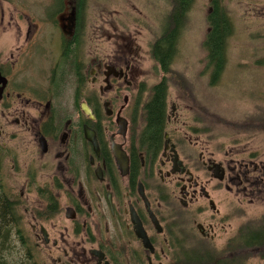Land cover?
<instances>
[{"label": "flooded vegetation", "instance_id": "1", "mask_svg": "<svg viewBox=\"0 0 264 264\" xmlns=\"http://www.w3.org/2000/svg\"><path fill=\"white\" fill-rule=\"evenodd\" d=\"M90 1L36 2L40 15L18 27L20 43L0 48V195L36 250L49 244L43 224H54L55 264H166L175 242L186 241L188 213L210 212L211 222L191 225L212 240L216 224L233 215L235 188L252 174L262 181L264 166L210 145L190 106L168 104L169 88L151 128L146 103L165 74L130 34L131 44H91ZM143 1L171 9L172 0ZM26 204L38 223L29 232L17 212L28 215ZM63 230L99 243L88 252L65 246Z\"/></svg>", "mask_w": 264, "mask_h": 264}, {"label": "rangeland", "instance_id": "2", "mask_svg": "<svg viewBox=\"0 0 264 264\" xmlns=\"http://www.w3.org/2000/svg\"><path fill=\"white\" fill-rule=\"evenodd\" d=\"M39 1L41 0H0V48L5 44L20 43L18 27L25 25L26 28L32 17L38 18L40 8L34 4ZM47 1L43 0V3ZM223 2L232 19L233 32L227 40V60L219 81L211 84V71L206 67V53L203 48L208 31L206 15L209 0H193L184 27L178 35L176 54L171 65L173 75L182 74L185 79L184 81L182 77L176 76L186 94L171 84L168 87L167 101L168 104L191 107L190 112L186 114L202 122L201 126L206 133L204 137L211 141L210 145L218 144L220 148L223 147L222 149H232L236 162L251 160L264 166V130L256 133L252 131L236 133L232 126L228 125L243 121L255 114L258 108L264 112V0ZM147 4L152 8L146 9L147 6L144 5ZM169 11L170 6L164 1L149 3L143 0H92L87 13L91 25L90 42L131 44L126 39V34H130L133 43L144 44L146 50V47H150L153 40L161 34L164 19ZM32 23L35 21H30V24ZM38 27L40 28L39 24ZM42 29L47 30L45 26ZM120 29L124 38L121 41L115 38V31ZM149 75L157 80L158 75L152 72ZM220 120L226 124L219 123ZM258 178L260 179L259 174H252L249 182L235 188L233 215L224 222L220 221L221 224H216L214 237L210 240L215 248H221L242 222L264 215V178L262 181ZM20 180L19 176L12 178L15 191H18V187L14 186ZM6 195L12 200L18 192ZM24 196L27 204L33 206L36 193L30 192ZM220 199L221 196H218L215 202ZM218 203L216 208L223 214L224 205ZM26 209L28 215H25L22 207H19L17 212L23 216L21 223L23 229L29 232L31 225L36 224L38 227V223L30 217L33 209L29 206ZM209 214L208 211L203 215L189 212L188 225H191L193 220L204 224L211 222L210 219H206ZM63 225L67 226L68 223L63 221ZM43 227L48 233L49 244L48 247L41 244L37 246V259L43 264H55L60 253L55 250L52 242L58 235L54 224H43ZM63 234L65 239L62 241L65 246L73 242L80 248L85 247L87 252L99 243L83 241L82 237L67 236L66 231ZM249 264H264V261L255 258Z\"/></svg>", "mask_w": 264, "mask_h": 264}, {"label": "trees", "instance_id": "3", "mask_svg": "<svg viewBox=\"0 0 264 264\" xmlns=\"http://www.w3.org/2000/svg\"><path fill=\"white\" fill-rule=\"evenodd\" d=\"M193 0H172L171 9L163 22L161 34L149 47L151 59L161 66L165 74L163 82L151 87L148 101L150 127L157 128L161 106L164 104L169 85H175L185 93L181 81L182 74L176 75L171 69L176 54L178 35L184 27L187 13ZM208 31L203 41L206 67L210 69L211 84L219 81L226 63L227 40L233 32V23L223 0H209L206 15ZM173 76V77H172ZM185 81V79L183 78ZM213 115H211L212 119ZM219 123L226 124L220 120ZM234 132H253L264 130V112L258 108L256 113L239 123H230ZM15 208L0 195V264H43L37 259V250L20 230ZM16 235V238H13ZM12 236V237H11ZM187 238L189 242L187 243ZM264 261V215L242 222L236 232L221 248H215L210 240L196 234L192 225L187 226L186 241L173 245L172 255L166 264H249L252 259ZM117 264V257H112Z\"/></svg>", "mask_w": 264, "mask_h": 264}, {"label": "water", "instance_id": "4", "mask_svg": "<svg viewBox=\"0 0 264 264\" xmlns=\"http://www.w3.org/2000/svg\"><path fill=\"white\" fill-rule=\"evenodd\" d=\"M92 253H94V255H96L97 257H103V254L101 252L92 251Z\"/></svg>", "mask_w": 264, "mask_h": 264}]
</instances>
